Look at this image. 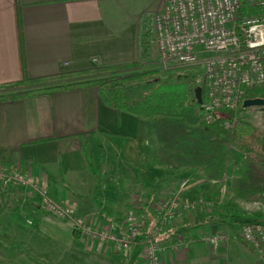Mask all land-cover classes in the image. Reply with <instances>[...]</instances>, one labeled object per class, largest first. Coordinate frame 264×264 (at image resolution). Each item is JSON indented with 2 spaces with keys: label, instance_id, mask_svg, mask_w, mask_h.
<instances>
[{
  "label": "crops",
  "instance_id": "1",
  "mask_svg": "<svg viewBox=\"0 0 264 264\" xmlns=\"http://www.w3.org/2000/svg\"><path fill=\"white\" fill-rule=\"evenodd\" d=\"M167 1L0 0V82L24 74L137 60L152 14ZM149 135L144 118L108 105L97 87L5 100L0 102V170L33 174L56 199L72 204L88 219L107 224L115 221L116 211L125 216L135 195L145 202L160 197L168 187L161 176L149 177L151 168L161 166L152 162ZM84 145L90 148L95 169L101 173L96 190L98 178L89 168ZM183 171V175H200L181 178L173 183L174 191L196 204L170 219L159 234L162 264H229L220 254L221 246L198 240L204 232L230 233L232 224L224 217L217 220L207 214L208 219L201 217L200 227L185 234L176 232L196 221L199 205L204 213L214 209L211 196L219 198L222 192L220 183L207 180L202 171ZM30 190L32 204L26 212L34 231L15 234L29 243L32 252H25L22 262L16 259L9 264L144 263L140 260L143 245L124 249L75 236L71 220L43 210L42 196L34 188ZM144 205L140 215L150 225L156 224L159 216L151 204L150 209ZM181 235L189 243L174 246Z\"/></svg>",
  "mask_w": 264,
  "mask_h": 264
},
{
  "label": "built area",
  "instance_id": "2",
  "mask_svg": "<svg viewBox=\"0 0 264 264\" xmlns=\"http://www.w3.org/2000/svg\"><path fill=\"white\" fill-rule=\"evenodd\" d=\"M148 34L161 69L196 71L191 72V83L194 87H204L200 107L206 121L226 109L230 116L225 125L233 127L242 115L247 89L264 86V0H168L163 9L152 14ZM21 176L23 184L42 196L43 210L71 220L75 236L90 237L100 244L111 242L124 249L141 244L144 264H162L159 234L170 219L196 204L179 192L157 197L152 200L151 208L159 218L150 225L140 215L145 202L137 194L121 226L113 221L100 224L80 215L72 204L56 199L33 174ZM238 234L250 247L257 263L264 264V220L242 222ZM228 238L226 231L198 236L200 242L208 245ZM183 243L188 244L189 239L181 235L174 246Z\"/></svg>",
  "mask_w": 264,
  "mask_h": 264
},
{
  "label": "trees",
  "instance_id": "3",
  "mask_svg": "<svg viewBox=\"0 0 264 264\" xmlns=\"http://www.w3.org/2000/svg\"><path fill=\"white\" fill-rule=\"evenodd\" d=\"M22 38L20 28L21 43ZM153 59L154 50L149 42L147 27L137 60L69 68L35 76L24 74L20 79L0 82V102L39 94L53 96L66 90L97 87L105 103L146 120L150 130L152 162H158L170 169H182L181 172L184 169H197L202 171L207 180L219 182L229 171L228 155L233 150L241 157L233 162L230 170V190L243 198H254L263 194L264 131L259 130L258 125L242 115L233 127H227L225 121L229 118L230 111L226 109L214 113L212 120L206 121L200 102L195 96V87L191 83L192 73L177 74L171 81L152 84H144L136 79L128 80L119 73L126 68L143 67L152 63ZM247 96L264 97V86L255 90L247 89ZM88 148L85 145L84 152L90 170L98 178L94 188L96 190L101 184V173L96 171ZM153 199L155 196L145 201L149 209ZM197 210L196 221L176 232L185 234L203 224L201 217L208 219L207 213L200 211V205ZM113 217L114 223L121 226L123 212L116 211ZM250 220L252 219H246ZM170 228L168 225L167 230Z\"/></svg>",
  "mask_w": 264,
  "mask_h": 264
},
{
  "label": "rangeland",
  "instance_id": "4",
  "mask_svg": "<svg viewBox=\"0 0 264 264\" xmlns=\"http://www.w3.org/2000/svg\"><path fill=\"white\" fill-rule=\"evenodd\" d=\"M187 68H180L178 71H166L161 69L157 55L154 53L152 63H147L143 67H131L121 70L119 73L128 80L136 79L144 84H152L160 81H171L177 74L191 73ZM139 74L140 76H137ZM242 116L259 126V130L264 131V112L257 106L251 105L244 107ZM86 141V138H85ZM85 146V145H84ZM151 146V143L149 145ZM89 152H90V148ZM149 157V155H148ZM240 155L235 151H230L228 155V173L220 180L219 198L213 196L214 209L207 208V214L210 218L224 217L232 224V229L229 232V238L216 245L221 246L220 254L226 257L229 264H258L255 255L250 247L242 241L238 234V228L246 219L264 220V193L254 198H243L236 196L229 186L233 162L240 159ZM180 169H170L167 166L161 165L150 169L149 177L156 179L161 176L163 182L168 183L160 193V197H168L174 191V188L181 178L193 179L200 175L197 172H183ZM11 170L9 172L0 170V264H9L13 261L25 259V252H32L28 242H23L19 239V233H28L34 231V226L31 217L26 210L29 204H32V196L30 187L23 184L21 181L23 173H16ZM175 180V181H174ZM171 183V184H170ZM174 183V185H173ZM171 186V187H170ZM158 197V196H157ZM194 211V210H193ZM154 212V211H153ZM216 219H213V221ZM16 233V234H15ZM233 237V238H232ZM21 238V237H20ZM28 243V244H27ZM207 244V243H205ZM220 247V248H221ZM219 248V249H220ZM40 259V256L39 258ZM143 262V259H140ZM22 262V261H21ZM144 264V263H143Z\"/></svg>",
  "mask_w": 264,
  "mask_h": 264
},
{
  "label": "water",
  "instance_id": "5",
  "mask_svg": "<svg viewBox=\"0 0 264 264\" xmlns=\"http://www.w3.org/2000/svg\"><path fill=\"white\" fill-rule=\"evenodd\" d=\"M195 96L199 102L203 101V88L202 86L195 87ZM244 107L255 105L261 111L264 112V97L256 96V97H246L243 102Z\"/></svg>",
  "mask_w": 264,
  "mask_h": 264
}]
</instances>
